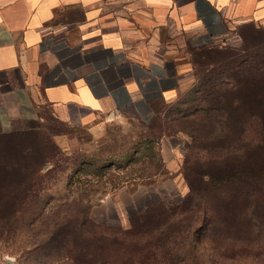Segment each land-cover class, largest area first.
<instances>
[{
    "label": "crops",
    "instance_id": "crops-1",
    "mask_svg": "<svg viewBox=\"0 0 264 264\" xmlns=\"http://www.w3.org/2000/svg\"><path fill=\"white\" fill-rule=\"evenodd\" d=\"M246 24L264 27V0H0V130L48 108L89 123L158 119V151L179 172L191 137L174 117L197 83L181 42L217 44Z\"/></svg>",
    "mask_w": 264,
    "mask_h": 264
},
{
    "label": "trees",
    "instance_id": "trees-1",
    "mask_svg": "<svg viewBox=\"0 0 264 264\" xmlns=\"http://www.w3.org/2000/svg\"><path fill=\"white\" fill-rule=\"evenodd\" d=\"M213 46L205 44L189 50L197 83L184 98L185 103L192 105L182 108L179 116L174 117L180 130L191 137L180 170L188 185L182 206H170L164 201L149 204L130 216L127 228L110 227L94 220L88 212L90 206L69 217L56 214L46 240L29 253L43 250L65 264H177L196 258L198 253L194 249L199 242L208 241L214 249L226 250L234 240L247 242L252 229L261 232L264 60L253 71L244 68L238 76L234 73L229 78L211 79L204 73L206 70L212 73L209 67H201L197 57L210 54L212 51L206 47ZM251 72L255 73L253 77L249 76ZM42 120L28 121L10 132L0 130V137L37 135L34 131ZM157 140L158 136L146 137V143L143 141L130 159L119 165L118 168L124 169L119 175L111 170V165L95 167L93 161L85 160L77 171L81 174L78 189L88 194L92 189L85 186H91V177L104 184L111 183L113 189L138 178L151 179L165 166L158 147L156 151L154 148ZM1 146L0 220L23 221L29 217L35 221V210L42 207L46 189L47 156L39 158V147L20 150L7 144ZM87 194L79 199L88 198ZM10 233L11 229L0 230V238L8 239ZM188 240L191 253L183 255L180 250L184 247L179 241ZM147 247L154 251H146ZM159 254L165 258L159 259Z\"/></svg>",
    "mask_w": 264,
    "mask_h": 264
},
{
    "label": "rangeland",
    "instance_id": "rangeland-1",
    "mask_svg": "<svg viewBox=\"0 0 264 264\" xmlns=\"http://www.w3.org/2000/svg\"><path fill=\"white\" fill-rule=\"evenodd\" d=\"M186 42L185 39L181 42L184 51L199 46ZM206 48L212 52L206 56L199 55L197 60L202 63L201 67H209L212 73H207V70L204 73L211 79L234 76V73L238 76L244 68L253 71L264 60V27L254 24L238 26L225 40ZM252 75L255 73L249 74L250 77ZM43 117L40 127L34 131L37 135L0 137V149L2 144L20 150L39 147V158L47 156L44 173L48 174L40 203L42 210H35V221L29 217L23 221L0 220L1 231L11 229L8 239L0 238L2 264H63L43 250L28 252L46 240L56 214L69 217L90 206L88 212L94 220L105 222L110 227L127 228L130 216L149 204L164 201L170 206H182L188 185L180 171L172 173L164 165L151 179L131 180L120 189H113L111 183L104 184L92 177L91 186H85L92 189L88 194L78 189L80 184L77 180L81 174L77 171L85 160L93 161L95 167L111 165L116 175L122 174L124 169L118 168L119 165L125 164L143 141L146 143V137L158 136L160 121L145 124L135 119L105 117L89 123L80 119L79 112L72 120H60L49 108L43 111ZM154 148L156 151L157 145L154 144ZM82 194H87L89 199H79ZM179 243L184 247L180 250L183 255L191 253L188 251L190 240ZM139 246L145 248L144 245ZM150 250L154 251V248H146V251ZM194 250L198 253L196 258L180 260L177 264H264V228L260 233L252 229L247 242L234 240L226 250L218 251L208 241L199 242ZM158 258L165 257L159 254Z\"/></svg>",
    "mask_w": 264,
    "mask_h": 264
},
{
    "label": "built area",
    "instance_id": "built-area-1",
    "mask_svg": "<svg viewBox=\"0 0 264 264\" xmlns=\"http://www.w3.org/2000/svg\"><path fill=\"white\" fill-rule=\"evenodd\" d=\"M205 44H215L213 40L210 39H202L197 41V45H205Z\"/></svg>",
    "mask_w": 264,
    "mask_h": 264
}]
</instances>
